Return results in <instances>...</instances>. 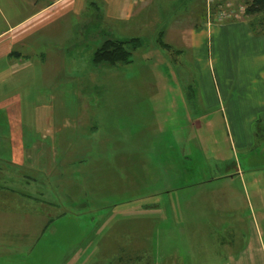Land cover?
I'll use <instances>...</instances> for the list:
<instances>
[{"label": "rangeland", "instance_id": "rangeland-1", "mask_svg": "<svg viewBox=\"0 0 264 264\" xmlns=\"http://www.w3.org/2000/svg\"><path fill=\"white\" fill-rule=\"evenodd\" d=\"M96 6L84 13L95 16ZM94 20L68 82L50 88L53 100L39 99L82 111L74 142L58 145L40 132L39 160L6 177L14 199L0 204V218L18 221L14 249L87 254L96 264H229L257 234L264 242V146L233 141L225 111L235 78L225 92L218 70L209 82L194 63L173 62L159 28ZM105 40L128 42L130 61L93 63ZM64 214L65 240L59 222L54 234L48 227Z\"/></svg>", "mask_w": 264, "mask_h": 264}, {"label": "crops", "instance_id": "crops-1", "mask_svg": "<svg viewBox=\"0 0 264 264\" xmlns=\"http://www.w3.org/2000/svg\"><path fill=\"white\" fill-rule=\"evenodd\" d=\"M96 2L100 6L95 16L84 13ZM225 2L236 8L247 0ZM96 16L110 25L139 31L159 28V36L169 46L161 47L172 52L173 62L194 63L206 71L209 82L218 70L225 92L233 76L235 95L227 98L225 111L235 132L233 141L248 146L254 140L264 146V34L257 35L259 29L250 26V22H264V13L217 21L215 6H207L206 0H0V163L13 166L10 173L0 166V204L14 199L8 194L14 188L7 185V175L15 179L14 169L39 160L35 151L40 148V132L56 137L52 141L58 145L74 142L73 126L82 111L70 106L41 107L39 99L53 100L50 88L68 82V66L79 61V51L88 45V23L93 24ZM29 148L33 149L27 152ZM52 218L48 227L54 234L53 226L65 214ZM59 223L58 237L66 228L65 222ZM13 228L19 229L17 220L0 218V264H37L40 259L47 264H82V258L83 264H96L87 262V254L75 260L71 253L18 254L22 238L9 234ZM60 235L65 240L64 233ZM261 236L257 234L235 256L229 254V264H264ZM5 238L14 240L11 249Z\"/></svg>", "mask_w": 264, "mask_h": 264}, {"label": "trees", "instance_id": "trees-1", "mask_svg": "<svg viewBox=\"0 0 264 264\" xmlns=\"http://www.w3.org/2000/svg\"><path fill=\"white\" fill-rule=\"evenodd\" d=\"M246 15L255 13H264V0H247L245 2ZM263 22V21H262ZM250 22L252 29H259V32H254L257 35L264 34V22ZM132 46L136 48L139 44L138 38H131ZM128 42H121L119 40H105L93 53L92 61L95 64L106 62L115 64L117 62H129L130 52L125 50V44ZM162 47L168 48L169 46L161 43Z\"/></svg>", "mask_w": 264, "mask_h": 264}, {"label": "built area", "instance_id": "built-area-1", "mask_svg": "<svg viewBox=\"0 0 264 264\" xmlns=\"http://www.w3.org/2000/svg\"><path fill=\"white\" fill-rule=\"evenodd\" d=\"M207 6L214 5L216 10V20L238 19L244 15L246 6L238 5L236 8L227 4L225 0H206Z\"/></svg>", "mask_w": 264, "mask_h": 264}]
</instances>
